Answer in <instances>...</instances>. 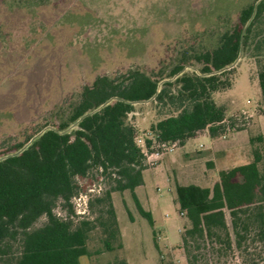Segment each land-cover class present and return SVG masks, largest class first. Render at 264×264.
Masks as SVG:
<instances>
[{
    "label": "trees",
    "instance_id": "16d2710c",
    "mask_svg": "<svg viewBox=\"0 0 264 264\" xmlns=\"http://www.w3.org/2000/svg\"><path fill=\"white\" fill-rule=\"evenodd\" d=\"M14 1L31 6L51 0ZM255 4L241 9L238 22L222 33L216 47L190 57L185 53L166 75L131 70L121 79L98 76L57 130H45L26 148L20 144L17 154L0 160V264H81V256L93 255L88 241L98 227L107 250L123 248L114 192L130 190L140 213L154 225L152 213L135 192L148 167L136 143L139 130L129 120L134 102L151 100L156 121L150 130L159 141L184 145L206 129L215 136L224 133L223 120L235 127L237 116L228 117L213 94L233 86L236 66L226 68L239 56L243 32L246 47L264 17V0L256 10ZM197 63L198 70L181 72ZM258 78L264 114V59ZM114 97L120 99L103 106ZM250 143L252 161L220 170L213 187L177 183L179 209L189 221L178 246L188 264H224L236 255L243 264L264 262V134L252 135ZM92 171L111 184L109 189L99 184L100 192L90 199V214L81 218L74 197L88 191L80 180L94 176ZM95 201L102 208L90 219ZM43 217L46 221L37 225ZM154 239L160 250L156 232ZM160 258L161 264H175ZM117 264L128 261L121 258Z\"/></svg>",
    "mask_w": 264,
    "mask_h": 264
},
{
    "label": "rangeland",
    "instance_id": "374dc122",
    "mask_svg": "<svg viewBox=\"0 0 264 264\" xmlns=\"http://www.w3.org/2000/svg\"><path fill=\"white\" fill-rule=\"evenodd\" d=\"M254 2L51 0L30 6L0 0V157L17 152L20 144L25 146L46 127L57 128L67 121L84 88L98 76L121 79L131 70L166 75L185 53L190 57L216 47L222 33L238 22L241 9ZM262 59L264 17L243 48L233 86L213 94L215 102L226 107L228 117L251 116L249 125L229 131L227 137L197 135L166 154L156 167L143 170L144 183L135 192L152 213L154 225L140 213L130 190L114 192L123 248L107 250L101 228H95L88 241L92 264H117L121 258L130 264H161L155 232L163 250L175 247L173 258L188 264L178 246L189 221L179 209L177 180L183 185H212L222 168L252 161L250 137L264 134L258 78ZM199 67L197 63L187 69ZM129 120L139 133L149 131L156 121L151 100L137 103ZM211 160L217 166H211ZM92 175L80 180L85 189L95 187L93 193H97L99 184L110 188L111 183L97 178L95 171ZM101 208L95 201L90 219H96ZM45 221L43 217L37 225ZM224 264L243 263L236 255Z\"/></svg>",
    "mask_w": 264,
    "mask_h": 264
},
{
    "label": "built area",
    "instance_id": "2783aa9c",
    "mask_svg": "<svg viewBox=\"0 0 264 264\" xmlns=\"http://www.w3.org/2000/svg\"><path fill=\"white\" fill-rule=\"evenodd\" d=\"M246 114L247 113L236 115L238 121L235 124V127L231 126L228 120H223L221 123L226 125L223 136L227 137L228 132L237 129V127L249 125L251 116ZM148 140H151V143H149ZM136 143L144 152V164L147 167H156L166 154L173 152L176 147L179 146L177 141H159L157 135L152 130L138 133L136 136ZM95 190V187H90L88 191L82 192L74 197L75 209L81 218L90 214V199ZM97 190L100 192L101 187H98Z\"/></svg>",
    "mask_w": 264,
    "mask_h": 264
},
{
    "label": "crops",
    "instance_id": "0c3cea01",
    "mask_svg": "<svg viewBox=\"0 0 264 264\" xmlns=\"http://www.w3.org/2000/svg\"><path fill=\"white\" fill-rule=\"evenodd\" d=\"M208 133H210L209 132V130L208 129H206V130H203V131H201V132H199L197 135H200V134H208ZM260 133H262V132H260ZM196 135V136H197ZM204 138L206 137V136H203ZM210 147H212V145H210ZM210 151L213 153V150L212 149H210ZM215 153V152H214ZM212 155H214V154H212ZM220 155V154H219ZM223 155H225V154H223ZM218 156V155H217ZM253 159V158H252ZM172 162H174L173 160H172ZM209 164L211 165V166H217V163L216 162H214V160H211L210 162H209ZM233 168V167H232ZM223 169H230V168H222L221 170H223ZM220 172V171H219ZM219 180V179H218ZM217 180V181H218ZM217 181H215L212 185H208L207 187H213L214 186V184L217 182ZM177 183H179L178 182V180H177ZM180 184V183H179ZM169 190H171V188L169 189ZM120 230H121V227H120ZM121 236L123 237V232L121 231ZM157 236V235H156ZM160 239V236H157V241ZM123 243V242H122ZM158 244H159V241H158ZM159 247H160V250H159V253H160V257H167L168 259H171V260H173L174 261V263L175 264H178V262L176 261V259H174L173 258V255H175V251H176V248L175 247H173V246H170V247H168V250L167 251H165V250H163L162 249V247L160 246V244H159ZM180 249V248H179ZM161 251V252H160ZM84 258H86V264H92V256H88V255H83V256H81L80 257V261H81V264H84L83 263V260H84ZM128 264H130L129 262H128Z\"/></svg>",
    "mask_w": 264,
    "mask_h": 264
},
{
    "label": "water",
    "instance_id": "95a60500",
    "mask_svg": "<svg viewBox=\"0 0 264 264\" xmlns=\"http://www.w3.org/2000/svg\"><path fill=\"white\" fill-rule=\"evenodd\" d=\"M260 1H262V0H258L257 2H256V4H255V10H256V7H257V5L260 3ZM245 31V30H244ZM243 38H244V32H243V34H242V40H241V46H240V53H239V56H238V58L235 60V62L232 64V65H230L229 67H227L226 69H230V68H233V67H235L236 65H237V63L239 62V60L241 59V57H242V53H243V48H244V42H243ZM187 69V67H185L181 72H184L185 70ZM114 99H120L119 97H114V98H111V99H109L108 101H106L104 104H103V106L104 105H107V104H109L112 100H114ZM141 102H144V101H137V102H134V103H141ZM89 113H86L85 115H83L75 124H74V126L75 125H77V123L80 121V120H82L84 117H86L87 115H88ZM47 129H54V130H57V128L56 127H46L45 129H43L41 132H39L37 135H35L22 149H24V148H26L28 145H30L31 143H32V141L34 140V139H36L38 136H40L45 130H47ZM15 154H17V153H12V154H8V155H6V156H3V157H0V160L1 159H4V158H6V157H9V156H12V155H15Z\"/></svg>",
    "mask_w": 264,
    "mask_h": 264
}]
</instances>
